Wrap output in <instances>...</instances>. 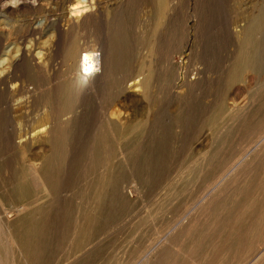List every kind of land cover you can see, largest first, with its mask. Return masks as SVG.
Wrapping results in <instances>:
<instances>
[{
    "label": "rangeland",
    "instance_id": "obj_1",
    "mask_svg": "<svg viewBox=\"0 0 264 264\" xmlns=\"http://www.w3.org/2000/svg\"><path fill=\"white\" fill-rule=\"evenodd\" d=\"M76 1L0 0V91L1 79L7 82V91L0 93V123L6 116L5 100L15 109L11 118L16 125L26 111L36 118L51 119L52 111L44 105L45 100L52 106L59 91L67 88L63 59L73 41L80 46L91 44L100 52L103 63L99 71L110 74L126 73L138 64L145 73H159L160 64L163 67L173 47V71L171 74L163 68L150 98L119 78L114 85L112 79L109 85L103 84L108 85L107 92L119 93L109 112L121 120L145 116L149 123L143 139L137 141L145 147L143 152L132 150L126 155L130 166L125 164L118 140L111 133L105 135L104 143L110 149H82V145L87 148L93 144L88 134L95 132L101 116L93 110L87 118L81 115V107L72 113L79 116V122L84 121L73 136L78 149L68 154H48V168H40L48 182L59 180L58 192L36 198L9 220L8 229L2 226L5 219L0 215V264H195L200 248L214 252L219 264H245L243 258L249 259L251 252L247 249L256 246L251 242L259 230L256 219L264 215V181L260 180L264 169L258 165L244 167L247 157L257 152L264 155L260 151L264 148V72L255 76L246 71L241 80L230 82L227 75L239 41L251 18L264 9V0H165L166 11L162 12L157 10V0H85L90 2L88 13L92 16L87 27L79 16H70L69 7ZM200 41L207 44L205 67L189 55L190 47ZM22 49L23 59L11 66ZM37 64L43 76H38ZM16 84L27 86L31 96L16 102L20 97L15 92ZM214 113L219 121L212 131L206 120ZM39 122L36 120L34 126ZM254 139L261 143L248 150ZM108 153L114 158L110 173L115 182L103 187L92 229L79 244H72L83 206L81 187L84 181L106 174L107 168L98 160ZM3 154L0 149L1 166L12 165L17 176L35 158L40 166L37 155ZM243 154L246 158L237 171L243 170L244 178L236 183L231 178L236 170L232 163ZM195 159L198 168L190 172L186 166ZM221 174L225 176L220 182ZM221 185L224 197L218 199L216 191L202 199L212 186ZM245 200H252L246 205L256 208V213L240 212ZM209 204L213 206L207 210L208 216H200L198 212ZM188 220L204 225L201 230H191L190 238L180 232ZM22 221L28 224L24 227ZM21 232L28 237L26 251L10 240L11 234ZM246 234L249 246L243 244ZM167 235L178 243L184 239L185 246H172ZM186 240L195 242L189 246Z\"/></svg>",
    "mask_w": 264,
    "mask_h": 264
},
{
    "label": "bare ground",
    "instance_id": "obj_2",
    "mask_svg": "<svg viewBox=\"0 0 264 264\" xmlns=\"http://www.w3.org/2000/svg\"><path fill=\"white\" fill-rule=\"evenodd\" d=\"M88 5L90 6V2L88 3L85 0H77L69 7V10H68L70 12V16L77 15L80 17L79 20L83 26L89 23L88 18L91 16L88 13V11L90 10V8H88ZM156 7H157V10H159L160 12H162L163 10L166 11L165 10V7H166L165 0H157ZM90 13H91V10H90ZM167 24H170V23H167ZM85 27H87V25ZM197 32L195 31V33ZM242 37L243 38L240 39L239 41V47L235 53L236 55L234 56L232 63L229 66L228 75H227V80L229 82L234 81V80H238V81L241 80L243 74L246 71L253 72L255 76H258L259 74L264 72V9L259 10V12L255 16H253V18H251V22L249 26L246 27L244 36ZM90 45L80 46L79 43H76L75 41H73L71 44L70 43L68 44V47L65 50L64 59H63L64 64L67 68L66 76H65V78H67L68 80L67 88L62 93H60L59 91L57 95L55 94L56 96L54 98V103L52 106H50L47 103L48 100L47 101L45 100V104H44L47 108H49V110L52 111V114H51L52 116L50 120H45L43 119V117L36 118L35 116L32 115L30 111H26V112H23V114L21 115L22 117L21 122L18 125H16L12 121V118H11V113L14 112L15 109L13 110V107L11 103L9 102V100L4 101L3 110L6 113V116L5 115L3 116L4 118L2 119L0 123V149L3 151L4 153L3 155L8 156V155H16V154H22V155L23 154L24 155L33 154V155H37V158H39L40 160V166H37L38 164L35 162L36 158L34 160H31V162L26 163L28 164V167L25 168L24 170H21L18 176L16 174L17 171L12 165H6L2 167L1 166L2 162H0V215L5 219L2 222L3 224L2 226L5 229H8L10 226L9 220L13 218L15 215L20 214L24 209H27V207L36 198L48 196L49 194H54L55 192H58L56 191V189L59 185V182H58L59 180L57 178H54L51 182H48V180L44 179V177L40 174V168H46V169L48 168L49 166V163H48L49 160L47 158L48 154H51V153L52 154H57V153L68 154L78 149V146L73 143V136L75 135V133L80 131V127H83L84 121H82V123L79 122L78 121L80 120L79 116L77 114L73 115L72 113L75 112L79 107H81V115L84 114L85 117L87 118L89 117L90 113L93 110L98 111L101 116L100 125L97 127L95 132L92 135L90 134V132L88 134V136H90V138L92 139L93 144L91 146H88L87 148L85 147L86 145L85 146L82 145L81 147L82 149L85 148L86 151L92 150L95 152H99L104 148L110 149L107 146V144H105L106 146H104V143L106 139L105 135L107 133H111L112 136L118 140V143H117L118 150L122 154V157L125 160V164L129 166L132 163L130 160L126 158V155L128 156V153L130 154L132 150L143 152V150L145 149V147L139 146L137 144L138 143L137 141H140L141 139H143V133L149 124L147 122V119H145L146 117L144 116L145 117L144 118L143 116H141V117H134V118L125 119V120H121L117 118L118 116H116V114L112 113V111L109 112V108L113 105L115 101H117L116 99L118 98L119 93L114 94L111 92L112 90L107 92L106 88L109 85L110 79H112L111 82L113 83L114 81H117L119 78L120 82L124 84L128 83L129 85H132L133 87L137 89H140L143 97L150 98L151 88L158 85V82L160 80V74L162 73L163 68L167 69L166 71L172 74V71H173L172 66L174 63L172 61V54L170 53L172 52L173 47H171L170 51H168V57L166 56L163 67H162V64H160L161 70L158 71L159 73H156L154 71L145 73V69L143 68V66L138 64L137 66H133L130 69H128L126 73L115 74L116 73L115 72V73L110 74L107 72H103L102 69L101 71L99 70L96 71L97 68L100 69V65L101 63H103L102 55L100 52H97L93 46L90 47ZM184 46H185V43H184ZM190 48H191V52L189 53V55H192L198 60H200L202 62V66L205 67V65L208 62L207 44L204 43L203 41H200L198 44H195V46H192ZM17 54H18L17 55L18 57L16 60H13L11 62L10 64L11 66H14L15 64H17L18 60L23 59L25 52L22 49V50H19ZM30 55L32 56V54ZM86 56L89 57L87 61H85ZM34 62L38 63L37 61H34ZM32 65L34 66V64ZM87 66H91L92 68L91 72H85L84 69ZM37 69L39 72L38 76L39 75L43 76L41 65L37 64ZM203 81H204L203 78H201L199 82L202 83ZM107 82H108V85H106L105 87L103 84ZM1 84L3 85L2 91H7L6 79H1ZM21 85H17L15 88V92L20 95L19 98L15 99L16 102L17 101L21 102V99H24L28 95L31 96L30 91L25 88L27 86L24 85L25 86L24 87ZM111 87L112 85H110V88ZM2 91H0V93ZM20 107H22L21 104L20 106L19 105L16 106V109L19 110ZM35 118L37 121L40 119L39 124H37L36 126H34V122H36ZM217 121H219L217 113H214L208 116L206 122H207V125L209 126L208 127L209 130L214 131L215 128H217V123H218ZM154 126H155V123H152V129H154ZM252 141L255 142L256 140L254 139ZM259 142L256 141L255 143H253L252 146L248 150H251V149L253 150L257 148L258 145L261 143ZM262 143H264V139H262ZM248 146H246V148ZM260 151L261 152L264 151V148H262ZM244 157H245L244 154L242 156L238 155L232 163L233 166L231 165L234 169H236L234 171L235 172L234 176L231 177L233 178V180H235L236 183L237 182L239 183L241 181V178L243 177V176L241 177V175H244L243 170H241V173L240 171H237L240 164L243 162ZM196 160L197 159H195V161H191V164L193 162L192 165H190L188 162V166L186 167L188 168V170H190V172H195L196 169L198 168V163H197L198 161ZM98 164L101 167L107 168V172L104 176L99 177L98 179H90L88 181H84L81 187V197H82L83 206H82V209L79 211V217L74 226L75 230L77 231V238L76 240L75 239L73 240L72 244H76V245L79 244L83 240L84 236H86L87 231L92 229L94 219L96 218V215H97V210L103 198V187L114 183L116 179L110 173V168L114 164V158L111 153H108L104 158H100L98 160ZM256 165L264 169V155H260V152L253 154V156L250 158L247 157L244 167L247 166L248 168H254ZM179 167H180V164H179ZM236 174L237 176L235 177ZM224 176H225L224 174L223 175L221 174V178H219V181L221 179H224ZM260 180L264 181V176H262ZM230 184H233V183L230 182ZM213 187L214 186H212V188L207 193H204V195L201 196L202 199H206V197H208L209 195V192L214 193L216 191L219 192V194L216 195V197L218 196V199L219 197H224L226 192L223 191L222 185L218 186L217 188L216 187L213 188ZM240 193L241 192H239V195ZM261 194H264V193H261ZM209 201H211V199ZM249 202H252V200L251 201L245 200L244 202H242L243 209L240 210V212L242 211L243 215L249 212L256 213L255 212L256 208L250 207L251 205L250 206L246 205ZM253 202L255 203L257 202V200L256 201L253 200ZM213 204L215 203L213 202ZM198 205L200 206V204ZM211 206L213 205L209 204V205H205V207H202L200 212H198L199 215L200 216H203L204 214L206 215L207 210L209 208L211 209ZM257 209L260 210V208L258 207ZM261 209H264V208H261ZM204 218L205 217H203V221H205ZM243 218L246 219V216H243ZM257 218L258 219H256L257 220L256 223H257V229L259 230L258 232L254 233L255 234L254 239L252 240L251 238L252 246L256 244L255 248L252 250L251 245L249 246L250 237L247 236L248 234H246L247 237L245 236V238L243 239V244L248 245L249 248L247 250L251 251L248 256L250 257L249 259L247 257H246L247 259L243 258L244 261L246 260L245 264H264V215H259ZM244 219H241V220H244ZM196 221L188 220L187 224L182 227L180 232L184 231L183 233L184 234L186 233L185 235L189 236L188 234L191 230L192 231L193 229L194 231L195 229L201 230V228L204 227V225H200L199 224L200 222L198 223ZM27 224L28 222L26 221L21 222V225H23L24 227ZM244 224L245 223H243V225ZM229 226L230 228L233 227L232 224ZM243 233H246V232L243 231ZM165 236H164V240L165 239L167 240V237ZM190 236L188 238H190ZM168 239H170L169 241H171L170 244H172V246H177V247L185 246V243L183 242L184 239L179 241V243L175 241V237L173 236H171V238L169 237ZM10 240L15 242L18 246H20L21 248H23V250L26 251V245L28 243V237L26 236V233L24 232L23 233L22 232L13 233L11 234ZM186 241H187L186 245H189V246H191V244L195 242L194 240H186ZM260 246L261 248H259ZM198 252L200 254L198 257L195 256V260H194L195 264H219L220 263L217 261L218 256L216 257L214 252H212L211 250L202 249L201 251V248H200L198 249ZM157 260L158 258L156 259V261Z\"/></svg>",
    "mask_w": 264,
    "mask_h": 264
},
{
    "label": "clouds",
    "instance_id": "obj_3",
    "mask_svg": "<svg viewBox=\"0 0 264 264\" xmlns=\"http://www.w3.org/2000/svg\"><path fill=\"white\" fill-rule=\"evenodd\" d=\"M85 10H87V9H85ZM89 59V57H85V61H87ZM85 72H91L92 71V68H91V66H87V67H85ZM99 69L97 68L96 69V71H98Z\"/></svg>",
    "mask_w": 264,
    "mask_h": 264
}]
</instances>
